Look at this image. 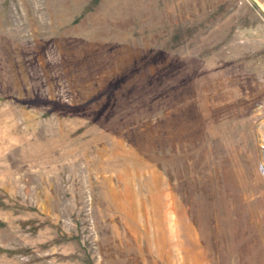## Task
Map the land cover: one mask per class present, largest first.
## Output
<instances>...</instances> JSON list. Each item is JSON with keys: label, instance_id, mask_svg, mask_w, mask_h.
<instances>
[{"label": "rangeland", "instance_id": "rangeland-1", "mask_svg": "<svg viewBox=\"0 0 264 264\" xmlns=\"http://www.w3.org/2000/svg\"><path fill=\"white\" fill-rule=\"evenodd\" d=\"M0 264H264V0H0Z\"/></svg>", "mask_w": 264, "mask_h": 264}]
</instances>
